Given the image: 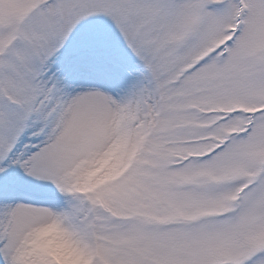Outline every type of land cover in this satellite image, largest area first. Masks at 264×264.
Returning a JSON list of instances; mask_svg holds the SVG:
<instances>
[{
  "label": "snow or ice",
  "instance_id": "6c2138e0",
  "mask_svg": "<svg viewBox=\"0 0 264 264\" xmlns=\"http://www.w3.org/2000/svg\"><path fill=\"white\" fill-rule=\"evenodd\" d=\"M0 264H264V0H0Z\"/></svg>",
  "mask_w": 264,
  "mask_h": 264
}]
</instances>
